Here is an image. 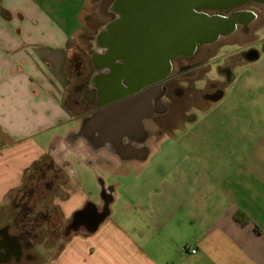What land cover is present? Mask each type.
<instances>
[{
	"label": "crops",
	"instance_id": "obj_1",
	"mask_svg": "<svg viewBox=\"0 0 264 264\" xmlns=\"http://www.w3.org/2000/svg\"><path fill=\"white\" fill-rule=\"evenodd\" d=\"M121 1L108 0L92 71L73 79L90 0H0V207L48 155L69 183L56 200L63 221L108 204L94 230L70 229L47 264H264V45L236 49L253 63L249 121L217 125L211 140H175L162 154L161 128L139 119L137 98L97 106L117 91L102 86L108 67L95 58Z\"/></svg>",
	"mask_w": 264,
	"mask_h": 264
},
{
	"label": "rangeland",
	"instance_id": "obj_2",
	"mask_svg": "<svg viewBox=\"0 0 264 264\" xmlns=\"http://www.w3.org/2000/svg\"><path fill=\"white\" fill-rule=\"evenodd\" d=\"M247 3L249 4L241 5L242 9H249L256 17L249 24L248 30L246 32L237 30L231 36L212 43L209 46L211 52L206 55L198 52L196 56L198 59L216 56L210 64L211 67L202 72V77L186 83L182 95L175 94L169 100H163L167 104V110L158 118L161 133L157 136L164 145L166 144L164 147L166 152L162 154H167V151L173 148L172 142L175 140L189 141L201 138L211 140L215 137L210 135L217 133L214 130L215 126L249 121L251 96L243 87L249 82L253 63L243 60L239 53L240 49H236L251 41L249 44L251 47L257 49L263 47L264 2ZM108 11H110L108 0H90L86 7L84 25L74 40L68 63V73L73 79L79 78L80 75L86 77L92 71L91 56L95 51L96 32L107 19ZM211 16V19L218 18L216 15ZM203 17L205 18V15ZM180 26L175 30V37L178 38L183 30L188 33L191 28L189 22L187 26L185 24ZM165 38L166 35L163 37L162 33L156 38L160 49L165 48ZM223 43H237V46L222 45ZM161 53L162 50L158 54ZM220 66L224 69L221 70ZM228 77H234V80L227 82ZM219 90H222L223 95L215 99V93ZM205 92L209 93V96H204ZM66 179L65 172L56 167L45 173H28L20 187L11 192L6 204L0 207V226L6 224L11 233L27 237L24 239L29 238L28 249L22 248V252L32 250L37 261L21 259L11 261L10 264H47L48 260L45 258L55 253L64 237L72 232L68 228L70 220L63 221L56 204L57 198L61 199L69 188Z\"/></svg>",
	"mask_w": 264,
	"mask_h": 264
},
{
	"label": "flooded vegetation",
	"instance_id": "obj_3",
	"mask_svg": "<svg viewBox=\"0 0 264 264\" xmlns=\"http://www.w3.org/2000/svg\"><path fill=\"white\" fill-rule=\"evenodd\" d=\"M132 1L133 0L121 1V18L111 25L107 33H101L97 38L101 44L106 45L108 48L102 55L95 58L97 63L106 64L108 67V72H106L105 78H103L102 86L108 85L112 90L117 89L114 98L113 96H104L102 93L100 100L97 102V106L112 104L117 101L126 103L133 98H137L140 109L136 113H138L139 119L143 118L142 121L145 122L153 121V124L158 129L159 127L161 128L158 118L166 113L167 110V104L165 102L163 103V100H169L170 97L175 94L179 96L182 95L184 85L190 82V80L193 81L202 77L203 73L211 67L210 64L212 60L216 58V56H213L207 59H198L196 58L198 52L202 55H206L211 52L209 46L212 43L231 36L237 30L246 32L249 24L255 20V17L249 9H242L241 5L225 10H200V13L207 16L216 15L224 20H232V27L225 29V26H222V29L218 30L216 39L213 41H208L205 37V31L202 30L200 33L196 34L194 41H191L193 45V50L191 52L179 53L177 55H171V53H169L168 56L164 58L155 54L152 59L139 55L138 59L134 62L142 63L141 70L143 78L140 79L141 82L144 80V84L137 87L136 90H133L136 85L134 86V84H131L132 77L127 74V69L129 65L134 62L131 61L132 63H129L130 57L128 52L126 54L124 49L139 50L141 48L145 49L146 47H151L153 50H158L160 46L156 43V38L159 37L161 33L163 37L165 34L161 28L151 31L146 27L148 21L149 23L152 21V12L150 11H141L138 19H140L139 22L143 24V26L136 28L134 26V13L130 11ZM175 30L176 22L173 17L169 22V42L167 43L168 46L165 43V48L169 47L171 49L174 46ZM178 43L179 45H184L182 41ZM224 44H234L237 46V43H223L222 45ZM220 67L221 70L224 69L222 66ZM123 78L125 79V83L122 80ZM203 95L209 96V93H204ZM89 223L90 220L88 219L84 222V224ZM29 236L30 235H28V237ZM24 238L27 237L11 233L6 224L0 226V264L10 260L19 261L22 256L25 260L31 259L30 253L22 252V248L28 249L30 241L28 240L29 238Z\"/></svg>",
	"mask_w": 264,
	"mask_h": 264
},
{
	"label": "water",
	"instance_id": "obj_4",
	"mask_svg": "<svg viewBox=\"0 0 264 264\" xmlns=\"http://www.w3.org/2000/svg\"><path fill=\"white\" fill-rule=\"evenodd\" d=\"M250 1L258 3L264 2V0H133L132 4L130 5V11L134 13V26L136 28L143 26V24L139 22L140 19H138L141 11L152 12V18L150 17L152 21L151 23H149L148 21L146 27H148L151 31H155L161 28L166 35V45L169 42V22L173 17L176 22V28L181 27L180 25L183 24L187 26L188 22L190 23L191 28L188 33L183 30V33L181 36H179V38L175 37L174 46L171 49L167 47L164 49L153 50L151 49V47H146L145 49L141 48L139 50H126L125 48L124 51L126 52V54L128 52V55L130 57L129 63L136 61L139 55H143V57L145 58L149 57V59H152L155 54L159 55L158 53L160 50H162L161 55H159L161 56V58L168 56L169 53H171V55H177L179 53L191 52L193 50L191 41H194L196 34L200 33L202 30L205 31L206 39L208 41H213L217 37L218 30L222 29V26H225V29H228L229 27L231 28L233 21L224 20L219 16H217L218 18L211 19V15L209 17L205 14L204 18V15L199 11L206 9L225 10ZM180 41L184 42L183 46L179 45L178 42ZM141 64L134 62L130 64L129 68L127 69V74L132 77L131 84H134V86L136 85L135 87H140L144 84V80H142L143 82H137L139 84L135 82L136 80H140V78H143ZM107 204L108 201L105 200L104 207L101 212L97 209H94L93 207L88 206L77 210L76 212H74L68 228L77 229L81 224H84L85 220L88 219L90 220V223L86 225L87 230H94L100 223V221L106 216Z\"/></svg>",
	"mask_w": 264,
	"mask_h": 264
},
{
	"label": "trees",
	"instance_id": "obj_5",
	"mask_svg": "<svg viewBox=\"0 0 264 264\" xmlns=\"http://www.w3.org/2000/svg\"><path fill=\"white\" fill-rule=\"evenodd\" d=\"M219 92H220V90H219ZM53 167H56L57 169L62 170L61 167H59L53 163L52 159L48 155H44L38 161H36L30 168L25 170L22 181L24 180V177L28 173H33V172L45 173L46 171H48L49 169H51ZM60 216H61V213H60Z\"/></svg>",
	"mask_w": 264,
	"mask_h": 264
},
{
	"label": "clouds",
	"instance_id": "obj_6",
	"mask_svg": "<svg viewBox=\"0 0 264 264\" xmlns=\"http://www.w3.org/2000/svg\"><path fill=\"white\" fill-rule=\"evenodd\" d=\"M81 143H82V141H81ZM60 148L63 149V148H64V145L61 144V145H60ZM66 155L71 156L72 154H71V152H69V153H67ZM53 159H54V162H55L56 164H60V163H61V161H60L59 159H57L55 156H53Z\"/></svg>",
	"mask_w": 264,
	"mask_h": 264
},
{
	"label": "built area",
	"instance_id": "obj_7",
	"mask_svg": "<svg viewBox=\"0 0 264 264\" xmlns=\"http://www.w3.org/2000/svg\"><path fill=\"white\" fill-rule=\"evenodd\" d=\"M195 250H196L195 247L191 245V249H190V251H191L192 253H194Z\"/></svg>",
	"mask_w": 264,
	"mask_h": 264
}]
</instances>
